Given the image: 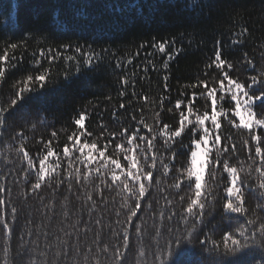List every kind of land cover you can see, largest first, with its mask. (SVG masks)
I'll use <instances>...</instances> for the list:
<instances>
[{
  "label": "trees",
  "instance_id": "obj_1",
  "mask_svg": "<svg viewBox=\"0 0 264 264\" xmlns=\"http://www.w3.org/2000/svg\"><path fill=\"white\" fill-rule=\"evenodd\" d=\"M62 16L73 17L74 21L71 24L61 23L58 17ZM245 28L248 29L246 34L237 35L243 33ZM235 39L240 43L233 44ZM165 41L168 43L163 53L152 47L153 44ZM10 43H16L18 47L15 50L8 49V62L4 65L6 73L0 82V106L6 107L10 99L15 98V92L24 86L27 76L35 77L45 69L49 75L43 88L33 84L35 91L22 94L24 99L18 101L16 108L9 110L6 125L0 128V188L5 190L0 195L18 210V226H14L12 234L5 237L0 229V262L7 258L9 264L13 260L20 264L16 253H24L20 236L25 231H48L55 244L57 235L68 239L64 231L75 232L72 225L76 224L80 229L82 245L95 247L97 235L101 245L108 244L110 249L114 242L119 243L108 225L118 232L122 227V224L116 223L117 219L121 222L125 219L121 196L115 190L106 188L95 172L91 173L89 181L84 180L87 170L83 164L76 162L79 152L73 149L75 141L68 140L73 133L79 135L84 132L74 123L83 113L86 116L84 127L87 131L81 137V144L95 141L102 149L108 141H112L106 156L113 155L116 143L122 142L120 133L124 128L131 131L140 127L143 135L151 137L152 134L143 125L137 124L141 118L157 133L153 143L165 163L169 162L172 151L176 152L171 162L175 167L167 177L163 176L158 163L160 170L154 176L161 183L155 185L146 197V201L151 202V208L142 202L139 219L135 221L141 225V235L137 236L134 230H129L128 264H144L145 260L154 264H161V261L164 264H264V247L225 254L223 236L228 232L235 234L246 221L245 217L235 218V214L224 212V188L228 179L222 164L215 169L216 181H212L210 176L206 177L212 185L215 199L205 209L204 222L197 225L191 243H182L178 256H168L165 242L170 222L166 217L176 212L177 216L171 223L174 227H180L183 233V225L178 221L190 195L186 187L189 181L183 177L181 179L184 182L179 190L170 185L179 175L176 168H182L187 163L192 135L186 129L177 138V142L167 149L158 135L164 124L169 125V130L179 127L180 112L175 109V102L183 101L181 110H185L184 104L194 92L198 95L193 107L201 114L211 111L210 101L199 95L205 91L203 87L192 85L207 81L210 87H219L216 81L223 79L221 70L214 65L208 67L217 48L222 58L233 65L229 70L225 64L223 70L246 87L250 83V76L264 71V0H0V55L4 54ZM64 45L70 46L67 51ZM77 47L81 48L80 54L74 51ZM49 49L53 51L49 53ZM41 50L45 52L44 57H40ZM57 52L60 53L59 58L49 64L48 56H55ZM86 52L96 54L91 67L84 63L83 53ZM169 53L174 58L169 59ZM13 56L15 60H12ZM68 56L74 59L67 60ZM37 59L40 60L39 65L35 64ZM247 60L253 62L255 69L247 64ZM117 62L121 65L119 68L116 67ZM165 76L168 77L167 92L164 91ZM122 78L127 79L126 85L121 82ZM256 87L264 88V84ZM121 92H124L123 96ZM219 95L218 92L217 98ZM142 97H147V101ZM121 103L125 105L124 108H120ZM221 105L225 109L234 107L230 96H226L218 107ZM256 111L258 118H264V109L257 107ZM157 112L160 113L159 118L156 117ZM157 119L159 125L156 124ZM18 133H22V136ZM113 133H116L115 140L112 139ZM258 134L264 138V129H259ZM220 135L222 145L227 144L231 148L234 143L237 149L235 155L226 153L222 160L228 158L230 164L238 167V161H244L247 168L251 161L248 160L249 153L244 147V140L249 141L254 156V142L247 131L232 128L221 117ZM229 136L231 140L227 139ZM66 144L73 160L72 168L68 169L73 173L71 191H68L69 180L64 179L68 168V159L63 155ZM21 145L29 153L37 171L39 160L49 147L60 157V168L57 170L59 175L52 173L50 180L46 177L41 189L31 195L29 192L36 173L28 169L23 154L16 151ZM120 159L122 163H127L123 161L122 155ZM55 163L56 158L49 157L45 161L46 170L49 164ZM77 167L80 169L79 184L75 178ZM90 167H95V164ZM254 168L255 165L250 175L247 172L241 173V178L249 185L244 195L245 207L249 209L248 216L251 218H255L253 212L257 216L264 215L257 209L262 190L258 187L259 174ZM57 180H64L58 189L55 187ZM100 190H103V195ZM88 193L92 194L95 207L92 201L87 200ZM181 196L184 197L183 201ZM117 210L121 211L120 217L115 215ZM161 212L165 217L162 222ZM96 220L101 221L100 225L95 223ZM161 223L162 235L156 237V226ZM86 226L91 231L85 233ZM23 239L30 248L35 246L34 236L24 235ZM71 239L75 241L76 235ZM155 240L159 241L158 253ZM200 241L205 243L201 244ZM43 243L44 237L41 236V247ZM141 250L145 252V257L140 256ZM154 253L160 256V260H156ZM24 255V264H28Z\"/></svg>",
  "mask_w": 264,
  "mask_h": 264
},
{
  "label": "snow or ice",
  "instance_id": "obj_2",
  "mask_svg": "<svg viewBox=\"0 0 264 264\" xmlns=\"http://www.w3.org/2000/svg\"><path fill=\"white\" fill-rule=\"evenodd\" d=\"M58 19L61 23L71 24L74 21L73 17L68 16L58 17ZM247 31L248 29L245 28L243 33L237 35H244ZM167 43L168 42L165 41L153 44L152 47L158 48V50L163 53ZM238 43H240L238 39L233 40V44ZM17 47L18 45L16 43H10L4 50V54L0 55V82L4 80L6 73L4 65L8 62V49L15 50ZM69 47V45H64L66 51ZM141 47H143V45H141ZM52 51V49L48 50L49 53ZM74 51L80 54L81 48L77 47ZM176 54H178V52ZM44 55V50H41L40 57H44ZM59 56V52H57L55 56L49 55V64H51L53 60L58 59ZM83 56L85 65L91 67L93 58L96 54L86 52L83 53ZM172 58H174L173 54L169 53V59ZM15 59L16 57L13 56L12 60ZM66 59L73 60L74 57L68 56ZM129 63H131V61H129ZM35 64L39 65L40 60H35ZM225 64H227L229 70L232 69L233 65L222 58L221 51L217 48L214 59L208 67L211 68L214 65L217 69L221 70L223 79L216 81L219 87H210L207 81H200L198 84L192 85V87H203L205 91H202L199 95L205 97L207 101H210L211 111H204L201 114L198 109L193 107L198 95L194 92L187 103L184 104L185 110H181L182 104L184 103L183 101L177 100L175 102V109L180 112L179 127L174 130H169V125L164 124L158 133L166 149L170 148L172 144H175L177 138L181 137L186 129H188L192 135L191 148L189 149L190 156L187 163L182 168H176V172L179 175L175 177V182L170 185V187L179 190L181 184L184 182V180L181 179V177H183L189 181L186 187L190 193L187 206L180 214L178 221L179 224L183 225V233L180 227H174L171 223L177 216L176 212H171L166 217L167 221L170 223L166 229L168 239L165 242V246L170 258L178 256L181 253L182 243H191V238L197 231V225L204 222L205 209L211 205L215 199L212 185L209 184V180L206 179V177L210 176L212 181H216L217 173L215 169L221 166V164L223 172L227 173L228 179V184L224 188L226 196V200L223 204L224 212L235 214V218L245 217L246 221L236 230L235 234L228 232L223 236L225 254H236L244 249L264 247V215L257 216L256 213L253 212L252 216L255 218L248 216L249 209L245 207L244 193L245 189L249 188V185L241 178V173L247 172L250 175L253 171V165H255L254 171L259 174L258 187L262 190L260 193L261 202L257 204V209H260V211L264 213V146H262V144H264V138L258 134L259 129H264V118H258L256 111L257 107L264 109V88L258 89L256 87L257 85L264 84V80H262L264 71H260L259 75L250 76V83H248L246 87L244 83L239 82L237 79H233L227 71L223 70ZM247 64L255 69V65H253L251 60H247ZM14 66L15 65H11V67ZM120 66V63L117 62L116 67L119 68ZM165 67H167V64H165ZM78 70L77 68V71ZM48 75V70L45 69L43 72L35 75V77L32 75L27 76L24 81V86L18 88L15 92V98L10 99L6 107L0 106V128L5 127L7 121L6 114L9 113V110L16 108L18 101L24 99L22 94L35 91V88L32 87L33 84L43 88L48 79ZM205 75H207V73H205ZM163 79L165 81L164 91L167 92L169 90L167 85L168 77L165 76ZM121 82L125 85L128 83L127 79L124 78H122ZM13 87H16V85ZM134 87L135 85L133 84V88ZM218 92L220 93L219 98H217ZM120 95L123 96L124 92H121ZM133 96H135V92H133ZM226 96H230L234 107L228 109H225L222 105L218 107ZM142 99L147 101V97H142ZM124 107L125 105L121 103L120 108ZM162 110L163 98L161 99V111ZM169 111H172V109L169 108ZM229 112L231 113V117L235 119L229 116ZM159 116L160 113L157 112L156 117L159 118ZM221 117L227 120L232 128L246 130L251 141L254 142L253 156V149L249 147V141H243L244 147L249 153L248 160L251 161V163L247 165V168L244 166V161H238V167L235 164H230L228 158L222 160V157H224L226 153L235 155L237 149L234 143L231 145V148H229L227 144H221ZM133 119H136L135 116H133ZM85 120L86 116L82 113L79 118L74 121L79 129H84V132L87 131L84 127ZM206 122L210 124V127ZM137 124L143 125V128L146 129L148 133L152 134L151 137L149 138L143 135L140 127H135L131 131L128 128H124L120 133L122 142L116 143L113 155H105L112 141H108L101 149L95 141L92 143L85 141L81 144V137L84 135V132H81L79 135L73 133L68 137L70 142L73 140L75 141L73 149L79 152L76 162L83 164L84 168L87 170L83 176L84 180L86 182L89 181L91 173L95 172L100 176L101 183H103L106 188L110 191L115 190L117 194L121 196V208L125 210V219L123 222L117 219L116 223L122 224V227L118 232L115 228H112L111 225H108L112 235L116 237L119 243L114 242L110 249L108 244L101 245L99 236L97 235L95 247L87 244L82 245L80 243V229L76 224L72 225L75 232L64 231V236L68 239H63L57 235L55 237V244H53L51 233L48 231H25L23 235L20 236L21 248H23L24 253L22 254L19 251L16 253V256L20 259V264H24V254H26L28 264H128L127 253L130 251L129 230H134L137 236L141 235V225L135 221L139 219L138 213L141 212L142 202L146 203L148 207L151 208V202L146 201V197L150 195V190L153 189L155 185L161 183L160 179L154 176V173L162 169L163 176L167 177L169 172L175 167L171 162L176 157V152L172 151L171 156L168 158L169 162L165 163L162 154L158 155L156 145L153 143L157 139V133L153 132V127L146 124L143 118L137 121ZM156 124L159 125V119L156 120ZM189 126L192 127L189 128ZM197 133H199L198 138ZM18 135L22 136V133H18ZM52 135L55 136L56 133L53 132ZM87 135L90 136L91 133H87ZM115 138L116 133H113L112 139L115 140ZM227 139L231 140V137L229 136ZM123 141H126V143ZM48 143L51 144V141ZM182 146L187 147V145ZM16 151L23 154V159L28 162V169L36 173V179L35 182L31 184L29 195L41 189L42 184L45 183L46 177L50 180L52 173L59 175L57 170L60 168V157L50 147L47 153L39 160L40 167L38 171L23 145L16 149ZM94 153L98 155H94ZM213 153H215L214 158ZM63 155L68 159V168L65 170L67 175L64 179L69 180L68 191H71L72 184L70 180L73 173L68 171V169L72 168L73 160L67 144L63 148ZM121 155L123 161L127 162L126 164L121 162ZM49 157H55L56 163L49 164L46 170L45 161H48ZM158 163L160 169H158ZM93 164H95V167H90ZM210 165L211 169L209 168ZM105 177H107V179H105ZM75 178L77 184H79V167L75 169ZM25 179H27V171L25 173ZM61 183H64V180H57L55 187L58 189ZM49 186L51 187V184H49ZM97 188L99 189V185H97ZM4 191L3 188H0V194ZM100 194L103 195V190H100ZM104 199L105 203H107V198L105 197ZM165 199L167 198L165 197ZM180 199L183 201L184 197L181 196ZM87 200L92 201L93 207H95V201H93L91 193L87 194ZM157 203H159V201H157ZM169 203H171V201H169ZM9 208L10 211H8ZM17 213V208L12 206L3 195H0V229H2L5 237L12 234L15 230L14 226H18ZM115 215L116 217H120L121 211L117 210ZM65 216H67V212H65ZM160 218L161 222L165 219L163 212L160 213ZM190 220L191 223L189 222ZM28 223H31V221ZM78 223L79 221H77V224ZM95 223L100 225L101 221L96 220ZM162 227V223L156 226V237L162 235ZM37 228H39V226H37ZM89 231H91V228L86 226L84 232L87 233ZM24 235L35 237L34 247L30 248L24 243ZM73 235H76L75 241L71 239ZM41 236L44 237L43 247H41L40 244ZM155 243L158 253L160 251L159 241L155 240ZM200 243L203 244L205 241H200ZM214 247H218V245H214ZM5 253H7V249H5ZM145 255V252L141 250L140 256L145 257ZM154 255L156 256V260H160L159 255L155 253ZM34 257H39V259ZM101 257H103V260ZM0 264H9V261L6 258L3 262H0ZM12 264H16V261L13 260ZM144 264H154V262L145 260ZM161 264H164V262L161 261Z\"/></svg>",
  "mask_w": 264,
  "mask_h": 264
}]
</instances>
